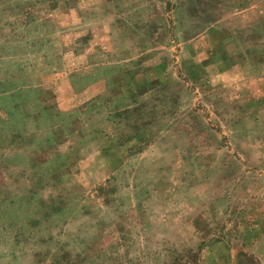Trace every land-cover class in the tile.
I'll list each match as a JSON object with an SVG mask.
<instances>
[{
  "label": "rangeland",
  "instance_id": "374dc122",
  "mask_svg": "<svg viewBox=\"0 0 264 264\" xmlns=\"http://www.w3.org/2000/svg\"><path fill=\"white\" fill-rule=\"evenodd\" d=\"M0 264H264V0H0Z\"/></svg>",
  "mask_w": 264,
  "mask_h": 264
}]
</instances>
